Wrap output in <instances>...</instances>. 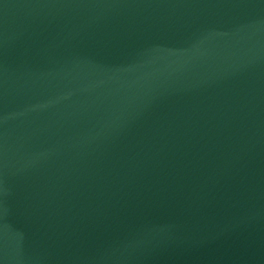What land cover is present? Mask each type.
Segmentation results:
<instances>
[{
	"label": "water",
	"instance_id": "1",
	"mask_svg": "<svg viewBox=\"0 0 264 264\" xmlns=\"http://www.w3.org/2000/svg\"><path fill=\"white\" fill-rule=\"evenodd\" d=\"M261 180L264 0H0V264Z\"/></svg>",
	"mask_w": 264,
	"mask_h": 264
}]
</instances>
